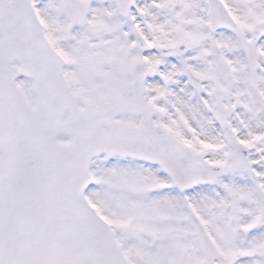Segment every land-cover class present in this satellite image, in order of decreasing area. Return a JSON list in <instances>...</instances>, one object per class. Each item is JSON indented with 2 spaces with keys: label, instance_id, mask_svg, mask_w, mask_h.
<instances>
[{
  "label": "snow or ice",
  "instance_id": "obj_1",
  "mask_svg": "<svg viewBox=\"0 0 264 264\" xmlns=\"http://www.w3.org/2000/svg\"><path fill=\"white\" fill-rule=\"evenodd\" d=\"M0 264H264V0H0Z\"/></svg>",
  "mask_w": 264,
  "mask_h": 264
}]
</instances>
